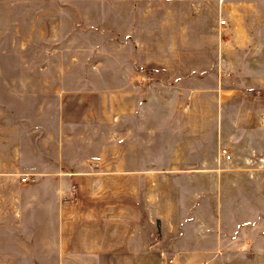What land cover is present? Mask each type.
Wrapping results in <instances>:
<instances>
[{"label": "rangeland", "instance_id": "rangeland-1", "mask_svg": "<svg viewBox=\"0 0 264 264\" xmlns=\"http://www.w3.org/2000/svg\"><path fill=\"white\" fill-rule=\"evenodd\" d=\"M235 123L210 197L191 126ZM0 264H264V0H0Z\"/></svg>", "mask_w": 264, "mask_h": 264}, {"label": "crops", "instance_id": "crops-1", "mask_svg": "<svg viewBox=\"0 0 264 264\" xmlns=\"http://www.w3.org/2000/svg\"><path fill=\"white\" fill-rule=\"evenodd\" d=\"M185 84H188V82L186 81ZM187 95H189V93H186V96ZM215 96H216L215 97L216 100H218V96L217 95ZM191 99L193 98L191 97ZM195 102H197L196 98H195ZM196 108L199 109L198 106L196 107L194 104L192 105V102H191V104H187L184 106V111L188 112L187 113L188 115H191L192 113L197 114L198 111H196L195 113ZM164 110L165 109H157L155 110V114H159V113L163 114ZM255 113L258 114V111ZM261 115L263 116V113ZM191 127L193 128L192 129V133H193L192 142H194V144L192 146V155H189L190 159H188L187 162L190 165L192 164V167L194 168L192 169L193 171L191 173V175L194 178H198L199 176H202L204 180H208L209 182L208 185H210L209 187L210 193H208V195L210 197L212 196L211 192H214L215 195H217L218 187L220 185V182L222 181L221 179L228 176L230 173V172L224 171V169L222 168L223 163H227V164L234 163L235 165L234 169H240L238 171H235V174L242 175L241 168L236 167L237 164H240V163L249 164V163L255 162L256 160H259L257 144L253 145L252 143L250 147L246 146L251 149V153H253L254 151L256 153L255 155L251 154V156H243L242 146L240 148L241 155L237 156V158H234V155L231 152L230 148L232 147V145H237L238 143L242 145L243 132H244L243 124L235 123L232 126L230 125V128H227L225 125H219V124H212V125H209V124L199 125L198 124V125H194ZM181 128L183 127L181 126ZM179 130L180 129H175L174 126L171 124L167 125L166 123L163 124L159 122L155 123L154 125H149L146 128V131L153 133L151 134V137L154 138L155 140H158L159 138H161L163 133L168 134V133L177 132ZM246 130H249L247 132H250L251 140L258 141V132H259L258 129H254V126L252 125L249 127V129H246ZM201 140H203L202 145L195 143ZM208 142L211 143L210 147L206 146V143ZM220 145L227 146L226 148L228 149V152L231 155V159L228 160L225 156L221 154L220 152L221 148L220 149L218 148ZM214 150H216L219 154H216ZM236 152H237V147H236ZM198 153H200V155L197 156ZM212 153H215V154H212ZM196 164L201 165V167L196 166ZM200 170H202V172H200ZM210 197H208L210 200V209H208V219H209V224H210L209 227L210 228H214V227L220 228L221 227L220 225L221 219L219 218L220 206L217 204H212V200L216 202V196L212 200ZM61 212L66 213V210L64 207H60L59 213ZM110 243H113V242H110Z\"/></svg>", "mask_w": 264, "mask_h": 264}, {"label": "built area", "instance_id": "built-area-1", "mask_svg": "<svg viewBox=\"0 0 264 264\" xmlns=\"http://www.w3.org/2000/svg\"><path fill=\"white\" fill-rule=\"evenodd\" d=\"M226 24V21L225 20H222V22H221V26H224ZM221 154L223 155V156H225L227 159H231V155H230V153L226 150V149H222V151H221ZM27 177L26 178H24L23 180L24 181H27Z\"/></svg>", "mask_w": 264, "mask_h": 264}]
</instances>
